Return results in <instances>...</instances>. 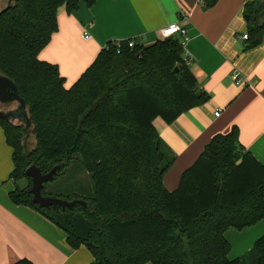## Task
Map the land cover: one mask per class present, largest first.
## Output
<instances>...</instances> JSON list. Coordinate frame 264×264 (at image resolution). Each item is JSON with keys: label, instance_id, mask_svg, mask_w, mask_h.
<instances>
[{"label": "trees", "instance_id": "1", "mask_svg": "<svg viewBox=\"0 0 264 264\" xmlns=\"http://www.w3.org/2000/svg\"><path fill=\"white\" fill-rule=\"evenodd\" d=\"M95 1L14 0L0 15V74L16 85L30 121L26 128V121L0 118L12 147L9 179L27 180L9 198L61 228L70 247L84 245L90 264H264V235L242 255L227 256L225 231L264 218V162L240 144L236 126L213 135L174 190L164 186L174 155L153 120L171 123L209 99L197 88L180 39L133 47L131 38L118 46L108 41L69 88L55 64L38 59L57 30L58 8L72 12L79 2ZM201 2L207 9L217 0ZM243 17L248 46H256L264 34V0H246ZM73 160L90 181L87 195L74 197L88 205L33 203L25 169L34 164L46 173L61 164L55 179ZM41 191L49 196L46 183ZM8 253V264H34Z\"/></svg>", "mask_w": 264, "mask_h": 264}, {"label": "crops", "instance_id": "2", "mask_svg": "<svg viewBox=\"0 0 264 264\" xmlns=\"http://www.w3.org/2000/svg\"><path fill=\"white\" fill-rule=\"evenodd\" d=\"M245 1L217 0L207 9L201 0H96L92 6L79 2L72 12L60 6L57 30L37 57L55 64L64 87L69 88L108 41L134 38L148 46L168 24L183 26L188 37L183 57L197 79V88L206 91L209 99L171 123L160 117L153 120L174 155L163 178L171 191L213 135L227 133L233 126L245 150L264 162V34L253 47L241 37L247 33ZM173 38L181 36L175 33ZM233 73H238L244 85L231 80ZM215 111L220 112L218 116ZM11 155L0 123V264H8L9 249L34 264H90L93 257L84 245L70 247L66 233L56 224L35 209L11 201ZM26 185L27 180L22 188ZM262 235L264 218L241 230L227 229L228 258L248 251Z\"/></svg>", "mask_w": 264, "mask_h": 264}, {"label": "water", "instance_id": "3", "mask_svg": "<svg viewBox=\"0 0 264 264\" xmlns=\"http://www.w3.org/2000/svg\"><path fill=\"white\" fill-rule=\"evenodd\" d=\"M14 0H7L6 6L0 8V15L9 9ZM16 102L18 106L14 109L3 111L0 110V118L5 120L18 119L20 121H26V128L29 127L30 121L27 119L25 112V102L19 96L16 85L6 76L0 74V104H8ZM61 168V164L54 165L49 171L43 173L39 167L32 164L28 166L24 173L31 178V188L29 192L32 195V202L38 204L41 207H56L73 208L76 205L86 207L88 202L84 199L74 198L72 200H66L58 197L45 196L42 194V187L48 181H51L57 174V171Z\"/></svg>", "mask_w": 264, "mask_h": 264}, {"label": "rangeland", "instance_id": "4", "mask_svg": "<svg viewBox=\"0 0 264 264\" xmlns=\"http://www.w3.org/2000/svg\"><path fill=\"white\" fill-rule=\"evenodd\" d=\"M2 0H0V3ZM18 106L16 102L8 104H0V110L8 111ZM14 124H19L20 120L10 119ZM34 140L32 136L27 140L26 147L28 150L34 147ZM11 159V157H10ZM11 161V160H10ZM12 164V161H11ZM77 165V167H74ZM10 172V171H9ZM10 174V173H9ZM25 178L19 179L15 184L9 180L8 183L15 186L23 187V183L26 182ZM90 184L89 178L85 172L81 170L80 164L77 160H73L68 167L63 170L62 175L53 178L46 183V192L49 196L58 197L66 200L74 199L76 195L86 196L87 191L90 190L88 185Z\"/></svg>", "mask_w": 264, "mask_h": 264}, {"label": "built area", "instance_id": "5", "mask_svg": "<svg viewBox=\"0 0 264 264\" xmlns=\"http://www.w3.org/2000/svg\"><path fill=\"white\" fill-rule=\"evenodd\" d=\"M175 33H178L181 36L180 43L182 44V46H184L188 40V37H187V31L183 26L179 25L178 23H170L159 30L160 38L172 37ZM241 37L243 39H247L248 38L247 33H244ZM120 41H115L117 43V46L119 45ZM137 44L138 43L137 41H135L134 38L128 40L129 47H133L134 45ZM230 78L235 84L244 85V80L239 78L238 73L231 74ZM219 113H220L219 111H215L214 114L215 116H218Z\"/></svg>", "mask_w": 264, "mask_h": 264}]
</instances>
